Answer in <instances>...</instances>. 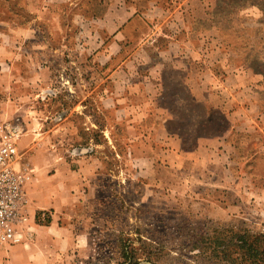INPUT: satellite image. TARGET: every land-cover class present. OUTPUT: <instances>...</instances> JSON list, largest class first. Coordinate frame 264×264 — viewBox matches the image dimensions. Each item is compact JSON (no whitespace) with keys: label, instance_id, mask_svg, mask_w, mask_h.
I'll use <instances>...</instances> for the list:
<instances>
[{"label":"rangeland","instance_id":"obj_1","mask_svg":"<svg viewBox=\"0 0 264 264\" xmlns=\"http://www.w3.org/2000/svg\"><path fill=\"white\" fill-rule=\"evenodd\" d=\"M225 1L207 0V27L220 26L223 43L236 64L259 76L262 125L264 0H259L262 7L240 9V5L223 9ZM194 3L200 7L199 0ZM91 9L85 0H0V118L22 127L17 167L31 172V180L51 176L65 166L82 167L89 176L92 163L82 165L75 159L94 152L100 160L94 169L101 173L100 191L93 204H88L94 219L88 227L89 253L58 264H252L248 257L241 260L244 254L236 236L245 234L251 242L258 232H264V148L260 146L264 145V132L233 133L237 144L233 166L244 173L239 181L259 188L246 195L232 191L223 196L244 200L247 209L240 216L225 217L207 203V195L195 190L197 184L176 194L162 190L150 195L141 180H129L123 173L126 168L118 157L113 159L125 150L127 132L122 125L113 136L115 151L107 147L106 127L113 122L109 109L121 101L109 93L122 92L125 84L109 76L130 51L114 55L107 50L111 42L107 26L114 23V28L118 20L90 19ZM143 31L138 25L133 36ZM133 36L131 44L136 42ZM188 107L191 112L195 109ZM176 109L181 111L178 128L189 145L198 133H216L227 126L221 113L205 124L199 120L200 110L192 117L182 114L185 106ZM92 110L99 124L94 131L88 129ZM91 141L98 145L95 151ZM47 222L46 218L40 223Z\"/></svg>","mask_w":264,"mask_h":264},{"label":"crops","instance_id":"obj_2","mask_svg":"<svg viewBox=\"0 0 264 264\" xmlns=\"http://www.w3.org/2000/svg\"><path fill=\"white\" fill-rule=\"evenodd\" d=\"M85 1L92 6L88 18L118 20L114 28V23L107 26L111 37L107 50L114 55L130 51L109 76L125 84L122 92L109 93L121 101L117 102L120 106L114 102L109 109L113 122L106 127L107 147L112 152L117 126L126 129L123 154H112L124 163L123 173L129 180H141L150 195L162 190L176 194L197 184L195 190L207 195V203L225 217L240 216L247 209L244 200L223 196L232 191L246 195L257 187L239 181L244 173L233 166L237 147L231 134L264 132L258 105L259 76L244 72L225 47L219 29L207 27V0H199V8L194 0ZM138 25L144 33L133 36ZM132 36L135 44H131ZM196 104L205 110L199 120L207 124V112H217L230 127L214 134L198 133L185 149L186 136L178 128L181 111L176 108L185 106L182 114L194 117ZM189 105L195 108L193 112ZM91 114L88 129L94 131L99 124L95 110ZM63 120L69 126V117ZM90 145L93 151L98 147L93 141ZM99 161L94 152L75 159L82 165L92 163L89 176L82 167L65 166L51 176L31 180L26 187L31 233L22 244L0 245V264H58L88 255V227L94 221L93 208L89 211L88 207L100 191L101 173L94 170ZM44 217L48 222L40 223Z\"/></svg>","mask_w":264,"mask_h":264},{"label":"built area","instance_id":"obj_3","mask_svg":"<svg viewBox=\"0 0 264 264\" xmlns=\"http://www.w3.org/2000/svg\"><path fill=\"white\" fill-rule=\"evenodd\" d=\"M21 125L0 118V245L22 244L31 233L27 185L32 174L18 168Z\"/></svg>","mask_w":264,"mask_h":264},{"label":"trees","instance_id":"obj_4","mask_svg":"<svg viewBox=\"0 0 264 264\" xmlns=\"http://www.w3.org/2000/svg\"><path fill=\"white\" fill-rule=\"evenodd\" d=\"M224 4H225V7H223V9L229 8V7L234 9L237 5H240L238 7V9H240L241 7L250 6V5H257L259 7H262L259 0H238V1L227 0L224 2ZM218 15H219V12H218ZM217 28L221 32V27L217 26ZM242 69L244 70V68H242ZM244 72H246V70H244ZM194 106L196 108V111L200 110L202 113L205 114V110L200 105L196 104ZM216 113L217 112H212L209 114L207 112V124L213 122V116ZM223 119L227 125L223 129V130H225V129L229 128L230 125H229V122L226 120L224 115H223ZM223 130H221V131H223ZM221 131H217L216 133H219ZM211 133L214 134L215 132H211ZM233 133L231 134V141L233 142V145H236V147H237V144H235L233 141V136H234ZM207 134H208V132H207ZM187 145L188 146H184L185 149H189L191 147V145H189V144H187ZM236 240H237V246L240 248L241 252L244 254V256L241 259L242 261H246V257H248L252 261V264H264V232H262V231L258 232L256 234V236H253V240L251 242L249 241V239L246 237L245 234L237 235ZM256 243H260V245L257 246V248L255 247ZM252 251H253V253H252Z\"/></svg>","mask_w":264,"mask_h":264}]
</instances>
